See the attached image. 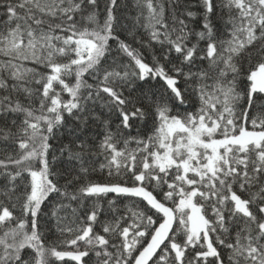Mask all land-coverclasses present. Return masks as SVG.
Instances as JSON below:
<instances>
[{"label": "snow or ice", "instance_id": "1", "mask_svg": "<svg viewBox=\"0 0 264 264\" xmlns=\"http://www.w3.org/2000/svg\"><path fill=\"white\" fill-rule=\"evenodd\" d=\"M0 264H264V0H0Z\"/></svg>", "mask_w": 264, "mask_h": 264}]
</instances>
